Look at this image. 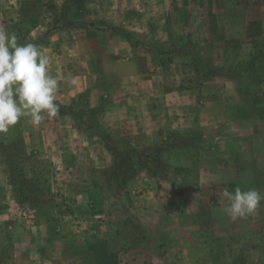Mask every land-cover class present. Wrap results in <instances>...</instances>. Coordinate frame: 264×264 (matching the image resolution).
Listing matches in <instances>:
<instances>
[{"label": "rangeland", "instance_id": "1", "mask_svg": "<svg viewBox=\"0 0 264 264\" xmlns=\"http://www.w3.org/2000/svg\"><path fill=\"white\" fill-rule=\"evenodd\" d=\"M60 5L67 8L62 17ZM43 6L52 14L56 11L57 17L48 20L43 16L39 22ZM71 6L73 18H68ZM0 29L14 32L20 43L37 44L50 58L49 74L59 82L56 102L79 109L74 104L84 89H91L92 98L143 104L147 116L152 111L163 116L161 125L166 117L175 120L176 125H168L165 138L153 146L159 160L157 155L161 156L168 143L184 146L179 144L203 131L226 129L231 113L264 115V83L255 84L264 81V0H0ZM86 32H100L101 38L85 39ZM106 62L114 65L111 70ZM256 63L260 64L257 70ZM239 64L246 69L231 77ZM91 66L94 71L89 70ZM211 66L220 67L223 74H214ZM105 123L109 132L98 123L87 124L86 129L93 139L89 152L111 164L104 172L107 178L128 168L134 176L144 174L145 167L152 173L151 165L144 161L146 151L133 145L128 128L124 124L115 128L110 120ZM67 124V118L60 116L45 115L40 125L25 117L0 133V143L15 140L22 153L23 174L17 182L42 187L43 206L52 199L48 189L55 168L42 156L51 146L57 154L55 143L71 146L77 141L75 132L57 136L52 131ZM176 129L188 136L175 138ZM164 164L166 176L180 177L179 192L196 188L197 170H175ZM155 182L161 192H167L163 180ZM125 187L122 192L134 194L141 183ZM248 221L237 219L240 231L233 236L238 250H244L247 257L257 231L253 216Z\"/></svg>", "mask_w": 264, "mask_h": 264}, {"label": "crops", "instance_id": "2", "mask_svg": "<svg viewBox=\"0 0 264 264\" xmlns=\"http://www.w3.org/2000/svg\"><path fill=\"white\" fill-rule=\"evenodd\" d=\"M43 8L39 22L43 16L48 20L57 17L56 11L52 14ZM58 8L60 17L64 16L65 5ZM73 10L71 6L66 12L68 18H73ZM98 34L86 32L85 39H99ZM104 64L110 70L114 66ZM89 70L95 69L91 66ZM90 90L84 89L74 105L98 108L97 123L105 132L110 128L105 120L115 128L124 124L133 145L145 150L147 158L156 159L153 146L176 121L166 117L161 125L163 116L155 111L147 116L143 104L92 98ZM59 116L70 124L52 131L57 136L75 132L77 141L71 146L55 143L58 153L51 146L42 156L55 168L49 205L19 204L0 158V264H232L238 250L233 236L240 231L239 224L224 210L228 201H219L225 188L264 193V115L231 113L226 129L199 135L201 146L167 144L157 157L171 167L197 170L194 190L179 192L180 177L154 176L145 167L144 174L127 181L125 188L141 183L134 194L122 192L115 177L108 179L104 172L111 164L89 152L93 139L88 137L87 120L70 113ZM159 180L167 184V192L155 186ZM251 216L257 231L245 264H264V201L243 218L246 224Z\"/></svg>", "mask_w": 264, "mask_h": 264}, {"label": "clouds", "instance_id": "3", "mask_svg": "<svg viewBox=\"0 0 264 264\" xmlns=\"http://www.w3.org/2000/svg\"><path fill=\"white\" fill-rule=\"evenodd\" d=\"M50 58L34 43H20L14 32L0 29V133L7 132L22 118L40 125L45 115L57 117L58 80L49 74ZM224 209L233 221L253 214L264 201V193L237 187L224 189Z\"/></svg>", "mask_w": 264, "mask_h": 264}, {"label": "trees", "instance_id": "4", "mask_svg": "<svg viewBox=\"0 0 264 264\" xmlns=\"http://www.w3.org/2000/svg\"><path fill=\"white\" fill-rule=\"evenodd\" d=\"M245 64H239L233 67L232 73L230 74L231 77H236L240 75L242 71L246 69ZM260 67V64L256 63L255 68L258 69ZM211 70H213L214 74L222 75L221 68L218 66H211ZM60 105V113H70L73 115H78L82 119L87 120V122L90 124L97 125V111L98 108H80V109H74L69 105H65L62 103L57 102ZM172 136H175V138H186L188 135L185 134H179L178 132H173ZM193 144L194 146H201V137H197L193 140L185 141L179 145H186V144ZM173 144H176L173 142ZM0 154L2 156V161L5 165L9 182L13 187V193L15 200L21 204L26 202H31L36 205H43L45 193L43 192V188L39 185L35 187H28L24 185H19L17 182L18 179L21 178V164H22V153H20V150L18 148V145L15 140L7 142V143H0ZM140 162V159L138 160ZM146 163L151 165L152 174L154 176L156 175H165V169H167L166 165L160 161L159 159H152L148 160L147 158L144 159ZM146 165V164H144ZM126 170H121L119 173L115 176L117 179L118 185L120 187H124L127 184V181L134 176L132 170L130 168ZM175 170H183L181 167H175ZM23 174V173H22ZM50 195V189H48V196ZM247 260V254L244 252V250H239V252L235 255V257L232 260V264H245Z\"/></svg>", "mask_w": 264, "mask_h": 264}]
</instances>
